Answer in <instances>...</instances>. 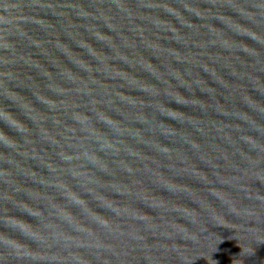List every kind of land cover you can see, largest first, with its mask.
<instances>
[{
    "label": "water",
    "instance_id": "water-1",
    "mask_svg": "<svg viewBox=\"0 0 264 264\" xmlns=\"http://www.w3.org/2000/svg\"><path fill=\"white\" fill-rule=\"evenodd\" d=\"M0 264H264V0H0Z\"/></svg>",
    "mask_w": 264,
    "mask_h": 264
}]
</instances>
